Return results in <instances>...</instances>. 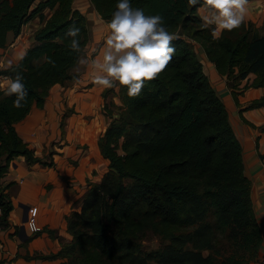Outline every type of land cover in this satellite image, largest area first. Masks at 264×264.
<instances>
[{"label":"trees","instance_id":"trees-1","mask_svg":"<svg viewBox=\"0 0 264 264\" xmlns=\"http://www.w3.org/2000/svg\"><path fill=\"white\" fill-rule=\"evenodd\" d=\"M92 2L107 21L117 10L118 0ZM130 4L164 18L177 37L172 42L175 54L158 78L145 82L138 97L130 98L119 85V114L99 138L109 169L100 180L88 179L82 209L67 213L72 239L41 256H66L60 264H249L263 238L252 179L227 104L205 70L195 41L227 75L240 104L238 88L244 78V87L264 85V31L245 20L214 40L215 26L204 27L198 12L203 0L195 7L187 0ZM46 6L54 10L36 29V40L23 59L12 63V69L0 67L11 79L20 71L28 90L24 107L18 109L13 107L16 97L0 88V181L17 154H25L29 162L53 163L35 153L16 122L33 105H44L54 83L76 76L71 69L90 38L88 16L75 0H0V46L8 44L9 30L19 34L36 13L44 18ZM73 24L81 30L79 53L70 49L71 37L65 35ZM262 104L264 94L249 106ZM103 107L112 114L107 102ZM241 116L257 126L242 108ZM0 196L7 216L13 203L1 184ZM152 232L160 239L158 247L144 243Z\"/></svg>","mask_w":264,"mask_h":264},{"label":"crops","instance_id":"crops-1","mask_svg":"<svg viewBox=\"0 0 264 264\" xmlns=\"http://www.w3.org/2000/svg\"><path fill=\"white\" fill-rule=\"evenodd\" d=\"M75 5L87 16L88 10H94L93 21L88 17L89 41L91 35L98 38L109 30V21L95 12L97 9L92 0H75ZM247 7L246 20H253L260 27L264 23V0H251ZM53 10L46 6L45 17L36 13L23 24L17 35L9 30L8 44L0 46V67L20 59L35 42L36 29ZM103 47L104 44L91 57L82 55L81 58H98ZM196 47L213 85L228 106L243 144L245 170L252 179L253 203L263 233L259 255L249 264H264V129L261 127L264 125V104L249 106L253 99L264 94V85L244 87L248 79L244 78L238 88L240 104L237 103L227 75L217 69L201 42ZM71 70L77 73L74 78L54 83L44 105H33L27 115L16 122L19 133L35 153L53 163L29 162L25 154H17L2 175L1 187L13 203L0 230L2 264H60L67 259L66 256L48 258L41 254L57 251L64 241L72 239L67 213L82 209L88 179L100 180L109 169L110 161L101 150L99 138L112 116L119 114V105L123 103L119 84L111 89L94 84L92 70L78 62ZM253 77L254 73H251L250 81ZM10 79L7 74L0 73V88ZM104 102L112 108V114L103 107ZM241 108L257 126L242 118ZM2 162H5L4 157ZM30 210L36 212L41 226L39 231H32L28 225Z\"/></svg>","mask_w":264,"mask_h":264},{"label":"clouds","instance_id":"clouds-1","mask_svg":"<svg viewBox=\"0 0 264 264\" xmlns=\"http://www.w3.org/2000/svg\"><path fill=\"white\" fill-rule=\"evenodd\" d=\"M190 6H197L201 0H187ZM249 0H203L209 10L201 12L203 26L214 25L211 35L219 40L223 31L229 32L241 27L248 15ZM116 11L108 22L109 32L104 47L98 58H78V63L90 68L94 73L93 83L104 89L119 85L127 88L130 98L138 97L146 81H152L164 72L171 62L175 47L172 42L177 37L168 31L161 15H146L142 9H133L130 0H118ZM80 28L70 25L65 33L71 37L69 44L73 52H80ZM23 59V56L20 57ZM19 67V65H17ZM11 61L4 70L12 69ZM24 77L20 71L10 79L5 87V94L15 96L13 107L22 108L28 96ZM35 210L29 212L32 231H39L34 221Z\"/></svg>","mask_w":264,"mask_h":264},{"label":"rangeland","instance_id":"rangeland-1","mask_svg":"<svg viewBox=\"0 0 264 264\" xmlns=\"http://www.w3.org/2000/svg\"><path fill=\"white\" fill-rule=\"evenodd\" d=\"M251 1V0H249ZM258 1H261V0H258ZM199 10L205 14L208 13V9L205 5H201ZM94 10H88L87 13H88V17L93 21L95 15H94ZM95 12H97V10H95ZM98 13V12H97ZM99 15V14H98ZM260 31H264V23L261 24V26L259 27ZM103 32V31H102ZM109 30H107L105 33H103L102 35L100 34V36L98 38H95V35L93 37V35H91V39L89 41V43L86 45L84 51H83V56H86V57H91L92 55H94L96 53V51H98L100 49V47L104 44V41L106 39V36L108 34ZM196 44L198 43V41L196 40L195 41ZM222 97V96H221ZM228 107V106H227ZM229 116H230V119H231V122L236 130V127H235V124H234V121H233V118L231 117V114L229 113ZM244 155V154H243ZM264 156V154H263ZM144 243L146 246L148 247H158L160 245V239L158 238V236L155 234V233H149L148 235H146L144 238ZM259 255V254H258ZM258 256L254 257V258H251L252 259H255L257 258Z\"/></svg>","mask_w":264,"mask_h":264},{"label":"built area","instance_id":"built-area-1","mask_svg":"<svg viewBox=\"0 0 264 264\" xmlns=\"http://www.w3.org/2000/svg\"><path fill=\"white\" fill-rule=\"evenodd\" d=\"M3 219H4V204L2 203V198L0 196V230L2 229V227L4 225V220ZM29 220H30V217L28 219V225H29V227L31 229V225L29 223ZM34 221H35L36 225L40 228L41 226L38 223L36 216L34 217ZM263 262H264V258H263Z\"/></svg>","mask_w":264,"mask_h":264}]
</instances>
